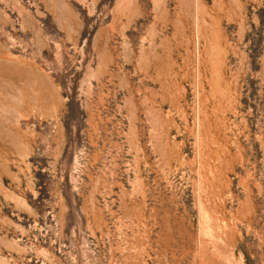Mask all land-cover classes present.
<instances>
[{"label": "rangeland", "instance_id": "1", "mask_svg": "<svg viewBox=\"0 0 264 264\" xmlns=\"http://www.w3.org/2000/svg\"><path fill=\"white\" fill-rule=\"evenodd\" d=\"M0 264H264V0H0Z\"/></svg>", "mask_w": 264, "mask_h": 264}]
</instances>
